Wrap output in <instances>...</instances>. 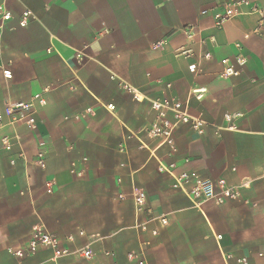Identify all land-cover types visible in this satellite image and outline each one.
Segmentation results:
<instances>
[{
    "label": "crops",
    "instance_id": "crops-1",
    "mask_svg": "<svg viewBox=\"0 0 264 264\" xmlns=\"http://www.w3.org/2000/svg\"><path fill=\"white\" fill-rule=\"evenodd\" d=\"M231 1L241 12L217 26ZM0 6L10 13L0 19V264H130L140 246L149 264H264V0ZM24 11L31 17L21 26ZM238 57L240 75L219 77L223 60ZM193 87L205 88L202 98ZM35 93L46 103L22 110L34 123L12 122L7 103ZM163 97L188 100L202 132L169 112L165 128L150 105ZM155 126L170 130V143ZM159 162L222 179L239 197L195 207ZM134 188L146 194L138 211ZM159 216L167 223L152 219ZM37 226L91 257L8 251L25 248Z\"/></svg>",
    "mask_w": 264,
    "mask_h": 264
},
{
    "label": "built area",
    "instance_id": "built-area-1",
    "mask_svg": "<svg viewBox=\"0 0 264 264\" xmlns=\"http://www.w3.org/2000/svg\"><path fill=\"white\" fill-rule=\"evenodd\" d=\"M240 1H231L228 2L224 6V12L221 14L216 22L217 26L222 25L226 20L230 19L234 15L240 13L241 11L237 10L236 7L241 5ZM256 9H252L251 11H255ZM10 17L9 12H3L2 6H0V19L7 20ZM31 17L29 11H24L19 20V24L21 26H25L28 22V19ZM186 32L189 33L191 27L187 26L185 28ZM190 35V33H189ZM159 45L155 44V46ZM238 46V44H236ZM180 54L184 56H189L190 53L188 50H180ZM204 58L210 57V53L206 52L203 54ZM245 60L242 57H238L233 61L229 59L223 60V68L219 73V77L228 78L233 76H239L241 70L240 66L244 64ZM3 75L5 78H10L11 73L9 69H3ZM205 93V88L202 87H193L190 90V95L194 96L197 99L202 98ZM35 103L39 105H44L46 103V99L41 96L39 93H35L32 96V99L29 102H8L5 107V113L10 116V120L14 121H25L27 124L32 125L35 121L34 116L29 114L25 116L22 114V110H28L35 106ZM189 101L181 103L177 100H173L171 98L163 97L155 100H151L150 105L151 108L157 112V117L163 121L165 128H168V122L166 121V113L169 112L174 118L175 122H183L190 123L197 132H202V127L204 122L198 118L193 117L189 113L188 107ZM108 108H112L111 105L107 106ZM14 111L18 113L14 114ZM87 112H91V109H87ZM225 119L228 120L231 118L230 114H225ZM173 125H169V128H172ZM154 132H162L166 136V140L170 143V130H161L158 127H154ZM3 142L6 148H9L8 141L6 138H3ZM43 153H38V163L43 166L42 161ZM174 165H164L159 162V169L166 171L173 179V186L179 189L191 202V204L195 207H199L200 204L204 201L212 200L216 203H223L226 200H236L239 197V193L237 191V187L235 186H227L225 181L220 180H212L208 178H200L198 174L194 171L191 172H182L180 174L174 173ZM71 171L74 172V168H71ZM47 192H51L50 183H47ZM132 197L135 206V210L138 211L142 208V206L146 202V194L144 190L134 188L132 190ZM152 219H159L162 225L167 223V219L164 216L152 217ZM155 234L156 232L153 231ZM40 247L47 248L52 250L54 258H60L63 256L71 255V254H79L85 258L91 257V251L88 247L70 251L65 247L60 246V242L58 238L46 230L43 226H37L32 231L29 240L25 246V248L11 250L8 249L16 257H22L24 255H32L34 254ZM128 259L131 261L130 264H149L147 257L145 255V251L143 246H140V249L135 252L131 251L127 254ZM238 264H248L246 258L242 257L237 259Z\"/></svg>",
    "mask_w": 264,
    "mask_h": 264
}]
</instances>
